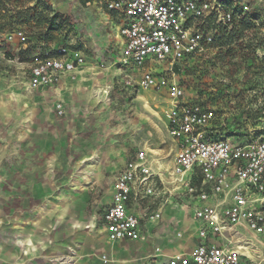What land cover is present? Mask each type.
Instances as JSON below:
<instances>
[{"label": "crops", "instance_id": "0c3cea01", "mask_svg": "<svg viewBox=\"0 0 264 264\" xmlns=\"http://www.w3.org/2000/svg\"><path fill=\"white\" fill-rule=\"evenodd\" d=\"M45 1L53 10L51 15L69 19L97 48L87 60L78 51L86 66L52 87L37 90L29 85L31 62H18L21 54L30 53L32 38L27 37L26 43L15 40L9 48L16 63L11 73L0 75V264H104V255L111 259L109 264H169L177 255L190 254L202 242L201 223L195 219L199 203L188 199L184 188L171 178L179 147L169 135L167 117L155 111L152 130L162 133L171 145L169 166L163 162V152L148 145V120L144 124L142 116L139 129L137 118L129 115L130 104L145 109L166 104V116L167 93L147 90L155 95L149 100L140 95L146 90L127 84L133 72L116 64L124 48L119 34L123 18L108 11L106 0ZM26 19L20 16L19 21ZM57 104H62L63 116L57 114ZM139 152L152 159L160 155L159 161L148 162L159 194L144 197L134 186L128 210L140 220L142 239L111 244L103 215L112 205L117 176ZM189 178L201 182L197 172ZM168 193L173 201L168 199L165 205ZM143 209L161 210V219L143 222ZM261 239L254 241L244 229L236 228L220 236L210 234L206 243L238 249L243 263L264 264Z\"/></svg>", "mask_w": 264, "mask_h": 264}, {"label": "built area", "instance_id": "2783aa9c", "mask_svg": "<svg viewBox=\"0 0 264 264\" xmlns=\"http://www.w3.org/2000/svg\"><path fill=\"white\" fill-rule=\"evenodd\" d=\"M106 1L108 11L123 18L119 34L124 48L116 64L133 72L127 82L131 88L167 93L168 132L179 147L171 178L184 188L188 199L199 203L195 219L201 223L202 242L169 264H254L243 263L238 249L206 240L210 234L220 236L242 228L252 240L262 238L264 243V141L238 145L220 136L214 126L215 110L189 99L175 70L213 45L218 34L215 25L232 28L242 20L245 6L238 0ZM8 40L24 42L26 37L15 31ZM58 53L31 68V89L52 87L86 63L79 52L61 48ZM156 66L163 70L157 73ZM56 108L63 116L62 104ZM196 172L200 184L189 178ZM134 186L144 197L159 194L145 152H139L116 178L112 205L103 215L111 242L142 239L140 220L128 210ZM215 199L219 202L209 204Z\"/></svg>", "mask_w": 264, "mask_h": 264}, {"label": "rangeland", "instance_id": "374dc122", "mask_svg": "<svg viewBox=\"0 0 264 264\" xmlns=\"http://www.w3.org/2000/svg\"><path fill=\"white\" fill-rule=\"evenodd\" d=\"M31 2L35 4L33 7H30ZM244 6V30L228 33L230 28H227L221 42L212 45L203 54L196 56L194 61L184 65L178 82L189 99L201 102L217 112L214 126L221 128L222 124H226V137L238 142L254 143L264 139V3L261 6L253 3ZM51 12L53 10L45 0H0V75L2 71L9 73L16 63V57L9 51L15 41L8 40V36L15 31H22L26 38H32L30 53L21 54L19 63L31 62L33 67L55 55L61 48H66L70 53L81 51L86 60L92 55L97 48L96 43L90 37L79 34L69 19H66L60 31L45 35L46 23L52 18ZM20 16L29 19L21 23ZM56 22H60V19ZM221 28L215 25L216 32L223 34ZM26 42L28 41H24ZM86 65L87 61L84 66ZM98 66L103 69L102 65ZM154 70L160 73L163 69L156 66ZM140 95L150 98L149 100L155 96L147 90ZM148 108L130 104L129 115L137 118L139 129L142 128L140 118L143 116L144 124L148 120L147 123L151 124L148 145L161 150L163 162L169 166L173 157L171 145L162 133L152 130V126H155V111H163L162 115L166 120V104L158 108L150 105ZM146 116L149 119H145ZM136 139L141 141L142 138L135 135ZM135 149L139 150V145H135ZM149 154L154 155L152 152ZM154 156L156 160L149 157L147 163L159 161L160 155ZM168 194L165 205L173 201L172 194ZM141 219L143 222H157L161 219V210L153 212L143 209ZM93 227L94 224L91 223L90 228ZM109 242L113 244L120 241ZM155 251L159 252L160 249ZM102 261L104 264L111 263L107 255L102 256Z\"/></svg>", "mask_w": 264, "mask_h": 264}, {"label": "trees", "instance_id": "16d2710c", "mask_svg": "<svg viewBox=\"0 0 264 264\" xmlns=\"http://www.w3.org/2000/svg\"><path fill=\"white\" fill-rule=\"evenodd\" d=\"M80 2H85L86 0H79ZM246 17V16H245ZM27 19H29V18H27ZM57 19H60V22H56V20ZM62 19V17H61V15L60 14H57V13H54L53 15H52V18L51 19H49L48 21H47V23H46V28H45V35H49V34H51L52 32H54V31H60L63 27H64V23H65V21L66 20H61ZM246 18H242V20H240L237 24H235L232 28H230V32H228V33H231V32H234V31H237V30H241V31H243L244 30V27H245V24H246V20H245ZM27 22H29L28 20H27ZM222 27V28H221ZM219 28H221V32H223V34H221L220 32L216 35V37H215V39H214V42H213V45L215 44H217L218 42H221L222 41V38L223 37H225V34H226V30H227V27H224V26H222V25H220L219 26ZM58 52L55 54V55H53V56H51V57H56V56H58ZM192 61H194V58L193 59H191V60H189V61H187L186 62V64H188V63H190V62H192ZM185 64V65H186ZM184 66L183 67H176L175 68V70H176V73L178 74V76H180V74H181V72H183L184 71ZM197 103H200L201 105H204V106H206L205 104H203V103H201V102H197ZM215 113L217 114V112L215 111ZM225 127H227L226 126V124H222V126H221V128H217V127H215V129L216 130H218L219 131V135L220 136H222V137H226V135H224V133H225V130H226V128ZM226 138H228V137H226ZM230 139V138H229ZM231 140V139H230ZM232 142H234L235 144H238V145H244V144H247V143H244V142H238V141H236V140H231ZM260 141H264V139L263 140H260Z\"/></svg>", "mask_w": 264, "mask_h": 264}]
</instances>
